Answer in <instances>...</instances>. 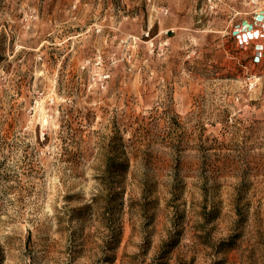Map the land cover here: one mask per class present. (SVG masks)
I'll return each mask as SVG.
<instances>
[{
    "label": "rangeland",
    "instance_id": "rangeland-1",
    "mask_svg": "<svg viewBox=\"0 0 264 264\" xmlns=\"http://www.w3.org/2000/svg\"><path fill=\"white\" fill-rule=\"evenodd\" d=\"M259 9L0 0V264H264Z\"/></svg>",
    "mask_w": 264,
    "mask_h": 264
},
{
    "label": "bare ground",
    "instance_id": "bare-ground-1",
    "mask_svg": "<svg viewBox=\"0 0 264 264\" xmlns=\"http://www.w3.org/2000/svg\"><path fill=\"white\" fill-rule=\"evenodd\" d=\"M260 14L264 15V9H262V10L259 9L255 12V14L253 16V18H254L253 22L247 21L248 26H247L246 32H251V36L253 38L252 42H255V49H256L257 45L263 46V49L260 50V54H261V58H262L263 53H264V20L263 19L259 20L256 18V15H260ZM239 30H241V32H239ZM246 32L243 29V26L241 25L240 27L237 28L236 35L238 36V38L240 37L243 40V33H246ZM250 39L251 38L247 36V41L249 42V44L252 43ZM261 58H260V60H261Z\"/></svg>",
    "mask_w": 264,
    "mask_h": 264
},
{
    "label": "water",
    "instance_id": "water-1",
    "mask_svg": "<svg viewBox=\"0 0 264 264\" xmlns=\"http://www.w3.org/2000/svg\"><path fill=\"white\" fill-rule=\"evenodd\" d=\"M256 18L259 19V20H262V19L264 20V15L263 14L256 15ZM242 26H243V29L246 32L247 31L248 22L247 21H244L242 23ZM246 33H243V40L239 37V39H240L241 42H247V36L250 37L251 39H253L252 36H251V32H246ZM262 49H263V46L262 45H257L256 46V50H257V52H256V58H255V61L256 62H259L260 61V58H261L260 50H262Z\"/></svg>",
    "mask_w": 264,
    "mask_h": 264
},
{
    "label": "built area",
    "instance_id": "built-area-1",
    "mask_svg": "<svg viewBox=\"0 0 264 264\" xmlns=\"http://www.w3.org/2000/svg\"><path fill=\"white\" fill-rule=\"evenodd\" d=\"M255 2H259L260 0H254ZM236 30H237V28H236ZM239 32H241V30H239ZM252 40L253 39H251V42H252ZM239 44L243 47V48H245V49H247L248 48V46H250V44H249V42L247 41V42H241L240 40H239Z\"/></svg>",
    "mask_w": 264,
    "mask_h": 264
},
{
    "label": "crops",
    "instance_id": "crops-1",
    "mask_svg": "<svg viewBox=\"0 0 264 264\" xmlns=\"http://www.w3.org/2000/svg\"><path fill=\"white\" fill-rule=\"evenodd\" d=\"M253 22V21H252ZM237 40H238V43H239V38H238V36H237Z\"/></svg>",
    "mask_w": 264,
    "mask_h": 264
},
{
    "label": "trees",
    "instance_id": "trees-1",
    "mask_svg": "<svg viewBox=\"0 0 264 264\" xmlns=\"http://www.w3.org/2000/svg\"><path fill=\"white\" fill-rule=\"evenodd\" d=\"M118 194L122 195L123 193H121V192H118Z\"/></svg>",
    "mask_w": 264,
    "mask_h": 264
}]
</instances>
